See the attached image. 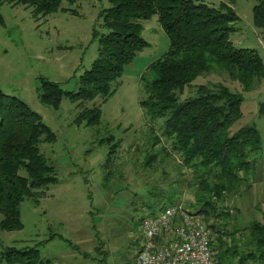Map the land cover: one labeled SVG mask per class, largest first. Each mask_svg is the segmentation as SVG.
<instances>
[{
  "label": "rangeland",
  "instance_id": "374dc122",
  "mask_svg": "<svg viewBox=\"0 0 264 264\" xmlns=\"http://www.w3.org/2000/svg\"><path fill=\"white\" fill-rule=\"evenodd\" d=\"M194 1L214 8L226 2ZM256 4V0H235L239 20L230 40L238 49L255 50L264 62V33L253 18ZM108 8V0H78L73 6L64 2L47 17L35 18L31 8L0 4V91L26 102L57 136L55 143L43 144L41 151L59 179L40 190L44 196L38 204H22V230H0V264H8L1 259L4 249L36 246L43 259L55 264H133L140 246L141 220L152 209L167 206L173 198L176 205L197 212L195 172L182 165L171 142L163 138L164 119L150 121L140 106L141 77L170 47L157 16L142 21V36L150 45L125 67L113 96L107 100L99 96L81 105L64 96L58 110L39 97L44 80L59 84L67 93L78 91L80 77L98 58L94 31L109 33L100 18ZM212 83H222L243 95V117L232 130L256 127L263 147L254 157L255 169L247 183L217 203L218 214L228 213V217L200 216L222 233H235L239 251L247 253L242 247L247 236L244 230L254 221L264 222V116L259 115L264 79L250 92H243L224 73L202 76L193 85ZM194 91L189 89L186 96ZM96 107L102 110L99 126L77 122L83 110ZM116 144L119 147L113 149ZM52 235L56 238L42 245ZM219 236L215 234V240Z\"/></svg>",
  "mask_w": 264,
  "mask_h": 264
},
{
  "label": "trees",
  "instance_id": "16d2710c",
  "mask_svg": "<svg viewBox=\"0 0 264 264\" xmlns=\"http://www.w3.org/2000/svg\"><path fill=\"white\" fill-rule=\"evenodd\" d=\"M77 1L0 0V4L31 8L34 17L40 18L58 12L64 2L73 6ZM108 1L110 8L101 12L100 18L109 33L100 35L94 31V39L99 41L98 58L80 77L78 91L67 93L59 84L44 80L40 99L58 110L64 96L80 105L99 96L105 100L113 96L114 85L124 75L125 67L150 45L142 36V21L157 16L170 47L141 77L140 106L150 121L164 119L163 138L171 142L182 165L195 172L196 213L216 219L228 217V213L218 214L217 203L247 183L255 169L254 157L263 147L262 137L254 126L232 130L243 117L241 93L222 83H193L202 76L224 73L243 92H250L264 79L261 56L255 50L236 48L230 40L233 25L239 20L235 0H226L219 8L194 0ZM256 2L254 23L264 33V0ZM193 88L194 93L186 96ZM259 115L264 116V103ZM101 121L102 110L97 107L83 110L77 119L91 127L99 126ZM56 140L57 136L26 102L0 91L1 231L22 230V204H38L44 196L40 190L59 182L55 168L41 151L43 144ZM118 147L116 144L113 149ZM162 150L169 155L165 148ZM171 205H176L173 198H169L167 206ZM159 210L152 209L150 214ZM208 225L216 235H221L214 245L218 264H232L236 260L239 264L264 262V222L254 221L244 230L247 236L242 247L247 253L239 251L235 233H222L215 225ZM55 238L52 235L42 245ZM1 259L8 264H55L51 259H43L37 246L23 250L6 248Z\"/></svg>",
  "mask_w": 264,
  "mask_h": 264
},
{
  "label": "built area",
  "instance_id": "2783aa9c",
  "mask_svg": "<svg viewBox=\"0 0 264 264\" xmlns=\"http://www.w3.org/2000/svg\"><path fill=\"white\" fill-rule=\"evenodd\" d=\"M133 264H218L215 234L202 216L171 205L141 220Z\"/></svg>",
  "mask_w": 264,
  "mask_h": 264
},
{
  "label": "crops",
  "instance_id": "0c3cea01",
  "mask_svg": "<svg viewBox=\"0 0 264 264\" xmlns=\"http://www.w3.org/2000/svg\"><path fill=\"white\" fill-rule=\"evenodd\" d=\"M61 237H63V236H61ZM63 238H65V237H63ZM53 240H54V239H53ZM53 240H52V241H53ZM50 242H51V241H50ZM101 248H102V247H101ZM98 251H99V248L96 247V249L94 250V252L97 253Z\"/></svg>",
  "mask_w": 264,
  "mask_h": 264
}]
</instances>
